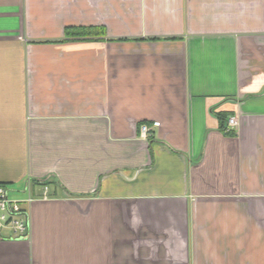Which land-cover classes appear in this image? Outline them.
Wrapping results in <instances>:
<instances>
[{
  "label": "crops",
  "instance_id": "1",
  "mask_svg": "<svg viewBox=\"0 0 264 264\" xmlns=\"http://www.w3.org/2000/svg\"><path fill=\"white\" fill-rule=\"evenodd\" d=\"M0 185V264H264V0H0Z\"/></svg>",
  "mask_w": 264,
  "mask_h": 264
},
{
  "label": "built area",
  "instance_id": "2",
  "mask_svg": "<svg viewBox=\"0 0 264 264\" xmlns=\"http://www.w3.org/2000/svg\"><path fill=\"white\" fill-rule=\"evenodd\" d=\"M160 123L155 122L154 125L158 126ZM238 124L237 118L231 116L227 120L226 130ZM141 132L146 134L150 127L148 125L141 126ZM44 191L48 192V188L44 187ZM33 198L29 197L27 202H32ZM23 202L13 198L10 195V190L4 185H0V231L9 229L14 236L26 237L30 231V223L28 218L27 209L22 205Z\"/></svg>",
  "mask_w": 264,
  "mask_h": 264
}]
</instances>
